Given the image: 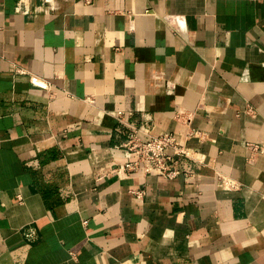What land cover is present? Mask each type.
I'll return each instance as SVG.
<instances>
[{
  "label": "crops",
  "instance_id": "0c3cea01",
  "mask_svg": "<svg viewBox=\"0 0 264 264\" xmlns=\"http://www.w3.org/2000/svg\"><path fill=\"white\" fill-rule=\"evenodd\" d=\"M0 264H264V0H0Z\"/></svg>",
  "mask_w": 264,
  "mask_h": 264
},
{
  "label": "built area",
  "instance_id": "2783aa9c",
  "mask_svg": "<svg viewBox=\"0 0 264 264\" xmlns=\"http://www.w3.org/2000/svg\"><path fill=\"white\" fill-rule=\"evenodd\" d=\"M122 113L123 111H117L116 115L121 119ZM122 145L135 154L134 159L124 162L123 169L142 170L145 174L156 173L168 179H173L182 172L180 161L188 154L186 145L179 141L177 135L170 131L155 134L148 121L140 125H132ZM222 184L228 189L239 187V183L228 178L223 179ZM133 192L138 196L144 194L143 190H133ZM24 233L28 240H34L37 236L36 230L30 227L25 229Z\"/></svg>",
  "mask_w": 264,
  "mask_h": 264
}]
</instances>
